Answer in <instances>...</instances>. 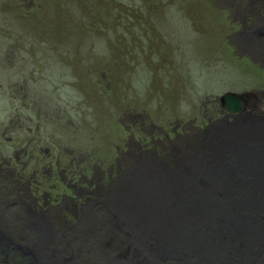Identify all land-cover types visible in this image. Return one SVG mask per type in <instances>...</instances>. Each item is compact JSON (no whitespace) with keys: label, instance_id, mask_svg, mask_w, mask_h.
I'll return each mask as SVG.
<instances>
[{"label":"rangeland","instance_id":"1","mask_svg":"<svg viewBox=\"0 0 264 264\" xmlns=\"http://www.w3.org/2000/svg\"><path fill=\"white\" fill-rule=\"evenodd\" d=\"M225 92L257 96L264 120V0H0L1 218L30 214L26 186L42 181L40 220L70 229L69 249L97 247L105 227L81 232L96 194L133 159L215 141L238 117Z\"/></svg>","mask_w":264,"mask_h":264},{"label":"bare ground","instance_id":"2","mask_svg":"<svg viewBox=\"0 0 264 264\" xmlns=\"http://www.w3.org/2000/svg\"><path fill=\"white\" fill-rule=\"evenodd\" d=\"M230 126L166 160L133 159L111 190L96 194L100 214L87 212L82 222L83 236L105 227L98 248L85 250L83 237L68 252L67 227L2 213L5 262L264 264V120L247 113ZM23 242L28 260L16 253Z\"/></svg>","mask_w":264,"mask_h":264},{"label":"water","instance_id":"3","mask_svg":"<svg viewBox=\"0 0 264 264\" xmlns=\"http://www.w3.org/2000/svg\"><path fill=\"white\" fill-rule=\"evenodd\" d=\"M218 102L223 111H227L234 117L258 111L263 105L257 96L254 97L252 93L248 92H225L223 95L218 96Z\"/></svg>","mask_w":264,"mask_h":264},{"label":"flooded vegetation","instance_id":"4","mask_svg":"<svg viewBox=\"0 0 264 264\" xmlns=\"http://www.w3.org/2000/svg\"><path fill=\"white\" fill-rule=\"evenodd\" d=\"M27 165V164H26ZM57 166H59V164L57 165ZM46 168L47 167H45L44 168V170H46ZM59 171V169L58 168H56L55 169V171H54V167L52 168V169H50V172L53 174V176H59V173H57ZM74 176V175H73ZM74 180H77V177L76 176H74ZM29 183H31V182H29ZM28 183V184H29ZM42 181L41 182H39V181H37L33 186H32V184L30 185V187H28V186H26V189L28 190V192H27V194H30V196H31V198L30 199H32L31 201V203H28V205H27V207L29 208H27L26 206H24V207H22V208H24V209H20V210H22L24 213H26V211H28L30 214H32V215H34V216H36V217H38V216H41V215H44V212H46V210L44 209L46 206H47V204H42V203H40V199H36V198H34L32 195H37V192H40V190L41 189H43V188H41V186H42ZM44 188H45V186H43ZM46 189V188H45ZM34 190V191H33ZM31 191L33 192V194L31 193ZM52 194H55L54 192H52ZM50 197H53V196H51V195H49V198ZM64 198L65 199H63V200H61L62 201V204L64 205L67 201H68V199H66V197L64 196ZM56 201H57V199H56ZM49 202H51V200L49 201ZM33 203V204H32ZM57 207H55V209H56ZM48 209H53V206H50V207H48ZM54 211V210H53ZM59 211L60 210H57L56 212H58L59 213Z\"/></svg>","mask_w":264,"mask_h":264}]
</instances>
